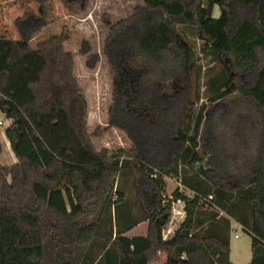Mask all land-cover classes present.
Wrapping results in <instances>:
<instances>
[{"label": "trees", "instance_id": "1", "mask_svg": "<svg viewBox=\"0 0 264 264\" xmlns=\"http://www.w3.org/2000/svg\"><path fill=\"white\" fill-rule=\"evenodd\" d=\"M32 2L41 6L40 16L29 8ZM90 2L61 0L76 16L85 15ZM23 7L25 17L15 26L25 48L14 44L0 71V112L12 121L6 137L17 159L0 164V264H152L161 252L168 255L165 264H232L230 218L252 234L250 264H264V0H143L114 25L106 16L113 102L109 128L93 134L76 56L66 50L71 33L36 50L30 46L55 20L54 0H27ZM186 30L203 42L200 55L218 65L206 82L212 109L202 105L193 119L200 97L197 92L191 100L190 79L198 81L199 54L185 41ZM80 54L88 56L90 69L100 63L89 42ZM28 56L44 65L32 71L31 100L18 106L4 93L9 68ZM229 110L235 119L224 135L219 126ZM53 116L63 118L69 132L57 130L58 142L43 123ZM110 129L124 134L131 149L98 152L93 140ZM77 148L88 157L80 159ZM128 176L143 217L132 216L119 189ZM170 177L184 187L172 199L166 194ZM210 196L211 203L202 201ZM178 200L185 202L186 217L165 241L163 219ZM145 221L146 237L125 236Z\"/></svg>", "mask_w": 264, "mask_h": 264}, {"label": "rangeland", "instance_id": "2", "mask_svg": "<svg viewBox=\"0 0 264 264\" xmlns=\"http://www.w3.org/2000/svg\"><path fill=\"white\" fill-rule=\"evenodd\" d=\"M25 1L27 0H20L21 6L24 8V17L27 10V8L23 7V2ZM141 5H143V0H91L87 13L83 16H76L65 8V6L61 3V0H54L55 20L50 22L41 32H39L30 43L32 49L36 50L40 43L54 36L61 35L65 31H69L71 33L72 38L66 44V50L74 53L76 56L75 75L78 79L81 91L88 102V130L91 134H93L98 128H109V110L113 102V78L110 73V65L104 54L105 41L110 29L105 22V17L109 16L111 18V25H114L123 19L129 18L133 14L135 8ZM29 8L36 15L40 16V5L32 2L30 3ZM220 13V8L216 7L214 17H218ZM8 14L10 15L9 17H0V71L7 68L5 61L14 44H20L23 48H25V45L21 44V38L15 26V22L22 19L20 18L21 14L14 11L9 12ZM186 34L187 37L185 41L190 42L196 48L197 54H199L198 64L200 74L198 76V81L195 79V76L190 79L192 85L191 100L194 103L196 102L195 98L197 92L200 97L199 102L196 103L194 108L190 111L191 118L193 119L202 105L207 104L209 108L211 107L208 101L206 82L209 78L208 75H211V72L218 70V65L215 64L210 57L200 55L199 49L203 45V42L198 39L196 33L186 30ZM85 42H89L92 46L93 53H97L101 57L100 63L95 69H90L88 67V56L80 54ZM43 65V61L38 57L28 56L14 67L9 68V71L11 72V81L8 89L4 93L5 97L13 100L18 106H23L28 103L31 100L28 84L37 79L36 73L32 71H40ZM234 112L235 111H231L229 118L223 121L224 123L219 126L221 134L228 132L229 127H225V124H234ZM0 121L4 123V125L0 128V138L4 139L6 136L5 129L7 128V119L1 112ZM53 121L58 124L54 125ZM44 122L47 123V126L51 129L47 131V135L51 138V140H56L57 142L59 141L57 137V130L59 131V129L63 131V134L69 133L67 125L60 116H53L48 121H43V123ZM225 139H227V141L228 139H231L230 135H226ZM93 141L98 152L108 150L111 155L117 154L122 150L128 151L131 149L130 141L124 134L116 129L108 130L102 138H95ZM228 145L229 142H227V146ZM59 148L64 150L66 146L63 144L62 146L57 147L58 150ZM76 150L80 159L83 160L88 157L84 151L80 152L78 148ZM230 151L233 153L238 152L233 149H230ZM184 170L187 174H189L187 167H185ZM133 179L134 178L132 176L121 178L119 186L120 191H122L125 194V197L132 202L136 201L137 198ZM165 181L167 183L166 194L170 198L173 193L180 188V179L178 180L175 177H170L166 178ZM181 207L182 206L179 204L174 205V208L178 211H181ZM141 215L144 214L141 213ZM181 217L182 215H176L174 212L171 213L169 221L164 228V240H169L174 236V233L183 223ZM145 228H148V225L141 227L135 235L140 236L141 232H143ZM170 230H173L174 232L169 234L168 238H165V235L168 234ZM236 235L240 237V240H235ZM232 236L233 244H236V242L244 243L246 251L248 250V233L246 231L237 228L233 231ZM167 259V253L161 252L158 259L152 264H165Z\"/></svg>", "mask_w": 264, "mask_h": 264}, {"label": "crops", "instance_id": "3", "mask_svg": "<svg viewBox=\"0 0 264 264\" xmlns=\"http://www.w3.org/2000/svg\"><path fill=\"white\" fill-rule=\"evenodd\" d=\"M35 3V2H33ZM37 4V3H36ZM33 5V4H32ZM31 5V6H32ZM39 5V4H37ZM24 8H22L20 0H0V17L6 18L9 17L10 15L8 14L9 12H16V13H20L21 17H24ZM2 14V15H1ZM220 16V15H219ZM218 16V17H219ZM216 17V18H218ZM17 22V21H16ZM15 22V24H16ZM12 121L7 120V128L11 125ZM7 128L5 129V132L7 130ZM6 135V134H5ZM5 140V141H4ZM0 141L2 143L3 146V154L0 156V164L3 166H12L14 164L17 163V159L11 149V145L10 142L8 141L7 137L5 136L4 139L0 138ZM7 144V145H6ZM137 197V195H136ZM126 201H129L126 198ZM133 214L136 215H132L134 218L136 217H143L144 215H141V209H140V203L138 201V198H136V201L132 202L129 201ZM139 211V212H138ZM138 213V215H137ZM220 215H224L223 213H221ZM231 220V254H230V261L232 264H236V263H240V264H250L253 258V253H252V234L251 232L246 229L240 222H238L237 220L230 218ZM148 225V228H145V230H143V232H141L140 236L139 235H135V233L143 226ZM241 229L243 231H246L248 233L247 236V245H248V250L246 251L245 249V245L244 243H240V242H236V244H233V231L235 229ZM149 229V222H142L140 223L138 226H136L135 228H133L132 230H130L129 232L126 233V237L128 238H135V237H146L147 236V232ZM235 240H240V237L238 235L235 236Z\"/></svg>", "mask_w": 264, "mask_h": 264}, {"label": "built area", "instance_id": "4", "mask_svg": "<svg viewBox=\"0 0 264 264\" xmlns=\"http://www.w3.org/2000/svg\"><path fill=\"white\" fill-rule=\"evenodd\" d=\"M4 125L3 122L0 121V128ZM159 175V172L158 171H154V173L151 175L153 178H157ZM180 191H184V187L180 184ZM191 197H192V194H189ZM169 198V197H168ZM169 199H172V197H170ZM213 200V196H210L208 198H204L202 199L203 202L209 204L211 203V201ZM181 205V211H178L174 208V205ZM208 207V206H207ZM174 212L176 215H182L181 219L182 221L184 222L185 220V217H186V212H185V202L181 201V200H178L177 202H173V206H172V210H171V213ZM174 231L173 230H170L168 234L165 235V238H168L169 237V234H172ZM165 240H168V239H165Z\"/></svg>", "mask_w": 264, "mask_h": 264}, {"label": "water", "instance_id": "5", "mask_svg": "<svg viewBox=\"0 0 264 264\" xmlns=\"http://www.w3.org/2000/svg\"><path fill=\"white\" fill-rule=\"evenodd\" d=\"M169 218H170L169 216H165L164 219H163L164 222L162 223V225H166L168 223V221H169Z\"/></svg>", "mask_w": 264, "mask_h": 264}, {"label": "bare ground", "instance_id": "6", "mask_svg": "<svg viewBox=\"0 0 264 264\" xmlns=\"http://www.w3.org/2000/svg\"><path fill=\"white\" fill-rule=\"evenodd\" d=\"M7 145V144H6Z\"/></svg>", "mask_w": 264, "mask_h": 264}]
</instances>
